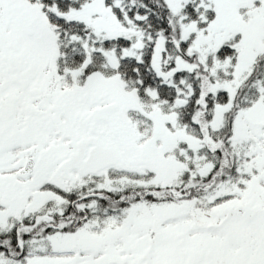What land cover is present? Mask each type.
<instances>
[{"label": "snow or ice", "instance_id": "6c2138e0", "mask_svg": "<svg viewBox=\"0 0 264 264\" xmlns=\"http://www.w3.org/2000/svg\"><path fill=\"white\" fill-rule=\"evenodd\" d=\"M0 264H264V0H0Z\"/></svg>", "mask_w": 264, "mask_h": 264}]
</instances>
